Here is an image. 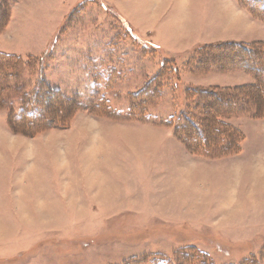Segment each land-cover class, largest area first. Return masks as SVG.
Instances as JSON below:
<instances>
[{"label": "rangeland", "instance_id": "1", "mask_svg": "<svg viewBox=\"0 0 264 264\" xmlns=\"http://www.w3.org/2000/svg\"><path fill=\"white\" fill-rule=\"evenodd\" d=\"M249 7L0 0V54L19 64L0 95V264H264V113L224 119L240 150L219 158L168 127L194 89L256 83L198 65L204 45L264 43ZM48 89L79 109L20 131L22 102Z\"/></svg>", "mask_w": 264, "mask_h": 264}, {"label": "trees", "instance_id": "2", "mask_svg": "<svg viewBox=\"0 0 264 264\" xmlns=\"http://www.w3.org/2000/svg\"><path fill=\"white\" fill-rule=\"evenodd\" d=\"M244 1L250 4L249 9L256 17H264V0H242ZM13 59L14 57L0 54V95L5 89L4 71L12 70L19 65L16 60L13 62ZM198 65L203 71L237 70L249 73L256 79V83L235 89H194L191 92L193 102L197 101L194 109L189 114L182 113L171 118L168 127L175 128L176 133L182 136L180 140L193 155L219 158L236 153L240 147L235 145L230 137L225 139V132L230 135L231 129L224 119L250 113L251 110L255 116L264 113V43L255 45L231 42L209 45L200 50ZM149 89L150 85L145 86L142 92ZM48 91L51 100L49 98L45 103L34 104L25 98L12 124L19 127L20 131L26 130L31 133L36 129L63 126L62 123L67 122L79 107L76 102L61 97L59 92L49 89ZM41 106L44 107L42 113L39 109ZM94 107L100 110L106 106L101 102ZM235 134L236 132L234 136Z\"/></svg>", "mask_w": 264, "mask_h": 264}, {"label": "crops", "instance_id": "3", "mask_svg": "<svg viewBox=\"0 0 264 264\" xmlns=\"http://www.w3.org/2000/svg\"><path fill=\"white\" fill-rule=\"evenodd\" d=\"M235 1H233V2H229L228 3V5L230 4V6L229 7H231L232 8V10H234V11H237L238 13H241V14H243V15H245V13L243 12L244 10L242 9V8H240L239 7V5H237L236 3H234ZM223 42H225V41H228V40H222ZM233 42H236V43H240L239 41H242V40H237V39H235V40H232ZM255 42H257V40H254ZM259 41H262V40H259ZM244 42H247V41H245L244 40ZM212 44V43H211ZM210 44H207V45H204L205 47L206 46H209Z\"/></svg>", "mask_w": 264, "mask_h": 264}]
</instances>
